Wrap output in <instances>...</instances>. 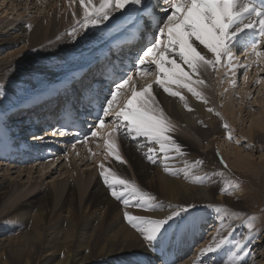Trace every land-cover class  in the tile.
<instances>
[{
    "label": "bare ground",
    "instance_id": "bare-ground-1",
    "mask_svg": "<svg viewBox=\"0 0 264 264\" xmlns=\"http://www.w3.org/2000/svg\"><path fill=\"white\" fill-rule=\"evenodd\" d=\"M10 1L11 0H0V13H1L0 15V47H7V46L18 47V49L14 53H15V56L17 55L21 57V54L28 55L30 51L33 49L38 50L39 49V45H37L38 40H39L38 44L40 43L42 44V42L46 40L45 37L48 35L50 27H53L55 29L57 28L60 18H58L55 15H51L47 22H41V21L39 22V20L36 18V20L32 22V24H29L30 28L27 26L28 20H25V19H22V20L20 19V23L19 22L17 23L16 21V22H13L11 24L4 26L3 25L5 21L3 20L4 15H10V14L17 15L18 14L16 12L17 8L15 5V2L12 3V6H10L9 5ZM72 1L74 3L73 6L70 7L69 10L65 12L62 17L65 23L69 20L75 21L73 18V13H75V17L77 19L82 18L80 14L83 13V9L80 3L77 4L75 0H72ZM51 2L52 1H49L48 5L46 6V9H49L50 6L51 7L53 6ZM68 2L70 3V1ZM93 2L98 4L99 0H93ZM28 4L29 6L32 5L31 3H28ZM70 5L72 4L70 3ZM119 15H121V13L117 12L115 13L114 16H119ZM17 17H20V15H17ZM11 25H12V28H9ZM6 28H8V31H6V33L2 32V30H5ZM12 30L14 31V33L10 32ZM110 37L111 35L108 34L107 37L105 38L104 42L106 43V45ZM30 39L32 40V42L29 45H27V42ZM35 41H37L36 44H35ZM63 42H64L63 40H60L58 42H52V47H59L61 46ZM83 43H84L83 39L78 38L77 36L78 48L81 47ZM95 49L96 48L93 47L88 53H85V58L83 57L84 61L73 63L67 68L70 75L67 77L66 81L61 86H66L72 80L78 79V76H79L78 73L80 72L81 68L89 67L94 64V62L96 61V59L98 58L100 54L99 51L92 53ZM261 49H264V43H261L260 47L257 50H261ZM27 50H28V53L26 52ZM243 52H241L240 55L239 54L236 55L238 56L237 61H239V59L243 61L245 58L247 57L249 58L250 54H252L250 51L248 52L243 51ZM260 53H263L264 55V52H262V50ZM263 55L257 56L255 63L252 61V63H254V67H256L257 73H259L260 71L264 72V68L263 70L259 69L262 67V66H259V62L262 63L261 65L264 66V56ZM32 58H33L32 60L27 61L28 64L26 62V64L28 65V68H31L30 71H32V69H34L36 65L44 66V64H42L41 62L40 56L36 55L35 57H32ZM21 59H23V57H21ZM25 59L27 60L26 57ZM19 61L20 59H18V61L17 59H15L11 62L15 69L17 68L16 65L17 64L19 65L18 63ZM29 63H32V64H29ZM7 66H9L8 63L3 64L0 62V69H5L7 68ZM22 66H25V65L22 64L20 67ZM241 66L242 65L239 64L238 68L239 67L241 68ZM184 67H185V70L188 71L187 67L186 66ZM14 68H12L13 72H14ZM209 70L210 69H208V71ZM22 71L20 72L22 73ZM36 71H38L37 74H40L41 72L40 67L39 69H36L35 72ZM22 74H23V77H25L24 73ZM51 74L53 75L52 72ZM15 75L18 76L20 74H15ZM259 75H264V73L259 74ZM7 77L8 78H5L4 80H0L1 81L0 82V92L4 94V98L0 99V123L6 122L8 123V126L9 124H16L17 127L18 126L21 127L20 125L23 124L24 117L23 118L21 117L15 120L11 119V117L15 116L16 113H18V109L19 110L23 109V111H26L28 108L24 109V107L23 108L21 107L23 105L25 106L27 101L24 102L23 100H26V99L24 97L22 98L21 95L17 96V93H15L16 94L15 97H12L11 91L13 89L11 91L9 89L6 91L5 86L8 84L13 86L16 80H18L19 82V80L22 77L20 78V77H14L10 75H8ZM193 78L203 79L205 81L203 85L205 86L208 84V79H207L205 72L202 73L201 76L193 77ZM39 80H40L39 78L32 75L31 78L29 77V80L27 79L25 80L23 78L20 81H22L23 84L29 85L32 88L31 92H34V96H37L39 94V92L37 91V88L41 87L39 86L40 84ZM26 87L22 86L21 88H24L27 90ZM152 87H154L153 89L157 97L155 99L157 100V102H159V104L165 110V113L167 114V116H170L171 121L179 128L185 129L187 130V132L191 133V135L196 139L197 144H199L200 148H203L204 150L197 152V147L195 146V144L188 142L187 141L188 139L186 137L185 138L187 140L184 138V136L182 138L179 135L169 132V135L177 143H179L182 146L183 154L170 152L168 154V158L165 159L164 154L161 153L159 150V146L157 149H155L153 148L152 145H150V143L147 140L143 138H139V139H132L130 137L125 138L121 134H118L121 146L123 147V152L125 156L124 161L125 162L127 161L130 167H132L134 171L133 174L137 176L139 181L142 182L143 186L145 183L147 185L149 184V186L152 187L153 189L151 190V192L155 194H158V193L162 194L161 197L159 196L157 197V203L161 204L159 201H164V203L170 205L169 207L171 211L178 210L186 205H195L196 209H200V207L202 206H213L214 204H220V205L237 204L235 208L248 209L251 206V204H250V200L248 199L245 188L238 190L236 199H234L232 195L226 194V192L225 194H220V190L224 188L225 184L228 183V180H227V177L224 175L226 169L224 168L222 163H220L219 158H217V155L215 154V148L219 145L220 141L223 142L225 145L228 144L229 146H233L234 149H232V147H229V148L230 150H233V155L236 158L235 160L236 169L247 172V173L256 171L254 172L255 175L262 174L264 172V159H263L264 154H262V161L260 162L259 165H256V166H254V164L250 162L248 156L245 154L246 149H248V151H253V150L264 151V97L261 96L262 99H260L259 102L257 100L258 104L263 106L262 110L259 108L258 113L260 115H258L257 113L254 114V117L256 118L252 119V123H251V127L249 131H247L246 134L243 133L244 135L243 137H248V140H249L247 144L248 146L247 145L242 146L240 143V140H241L240 136L238 137V135L236 134L234 130H229L230 129L229 127L225 129L224 127L225 121H223V117H221V114L219 113V111L215 107H213L215 104H211L213 103L211 100H208L206 99V97H204V100L207 101L205 103L204 100L197 99V97L193 96L192 93L186 90L184 92V95H182L185 98V101L187 102V107H186L185 103L181 101L179 97H173L170 95L168 96V94L165 95L164 93H161L159 90V87H157V84L154 83ZM261 90L258 93H260ZM55 91L56 90L51 89L48 92L40 96H37V98H34L32 99L31 102H29V106L31 107L37 102H43L44 99L46 101H50L51 95ZM20 92L22 93V91ZM247 95H248V92L244 95L245 99H243V101H245L248 98ZM41 97H46V98H41ZM121 101L122 99H120V102ZM122 102H124V100ZM209 107L213 108L214 111L208 113L207 108ZM250 108H253V107L250 106ZM23 111H21L20 113L22 114ZM232 111L233 113L235 112L234 109ZM226 112H227V108L225 110V113ZM216 113L220 114L218 118H217ZM111 118L112 117H107V119L105 120V124L109 122L110 120H112ZM43 124L48 125V124H51V122L45 121ZM4 125L0 124L2 128H4L3 127ZM26 127L27 129H29L27 132L25 130ZM30 128L31 127H28L27 124H25V126L23 124L22 127L19 128V130L16 129L18 130L16 131L17 136L19 135L18 137H21V138L28 136L31 133ZM40 129H43V126H41ZM99 129L100 127L96 128V130H99ZM6 132L9 133L10 129L6 130ZM100 132L102 131L100 130ZM104 132H107V134H110L111 133L110 128H108ZM4 134L5 132L3 131V140L2 142H0V160H4L3 158L4 156H6L8 158L6 161H9V159H11L10 162L12 163V162H15L13 159H15L17 156L11 153L12 152L11 150H8L7 145L9 144V140L5 139ZM229 134L231 136L230 139H229ZM100 135L103 137L102 141L106 142L105 147H106L107 154L104 155V159H109L111 156H113V155H110L108 152L107 145L109 141H111L114 144L115 150L119 153L120 156H122V150L121 149L119 150L118 146L116 145L115 136L113 133L111 136L108 135V137L104 136L103 132L100 133ZM43 136H45V134H43L42 137ZM34 137H37V135L32 137L33 138L32 141L41 140V139H36ZM95 138L93 136V139L91 138V140L94 141ZM29 139L30 138H26V140H29ZM48 139H49L48 137L44 139L42 138V140H44L45 142H47ZM29 143L30 142L25 143L24 141V147L20 148V150L22 151L24 150L23 153L21 152V155H23L22 158L24 159L26 155H29L30 157L28 159L35 158L32 160L39 161L40 157L42 156L44 161L48 160L47 164L44 165L45 169L44 170L41 169L39 171L35 170L34 168L33 169L31 168L25 171H21V169L18 171L15 169L14 171L17 174L15 178H11V177L7 178L4 176H0V201L9 194L8 191L10 190L12 186L20 185V182L25 179V176H27L28 181L26 182L25 185L27 184H30V185L26 189V192H25L26 194H23L17 199H15L13 204H11V207H9L10 210H12L13 208H15V210L16 209L22 210L20 214L21 219L19 222L23 223L24 226L26 225L25 226L26 228L29 224L32 223L33 225L31 228L35 231L36 236L39 235L37 231L42 226H43V229H41L42 231L46 230L49 233L55 232V234L61 236L62 231L65 229L64 227L66 228L70 227V223H69L70 219L74 220L75 213L77 212H75L72 208H70L66 215H62L61 223L55 226H51L48 223L49 222L48 221L49 219L48 209L51 207L50 205H52L54 201L58 203L59 199L65 194L66 196H65V199L63 200V203L60 201V203H62L61 205L64 208L69 207V204L73 203L76 200L78 193L82 201V198H84L87 192L86 190H88V188H90V186L92 185L89 183L87 184V187H86L87 176L84 175L83 173H85L86 171V174H87L88 170L93 169L92 168V166L94 165L93 161L96 160L94 159V155L96 152V148L99 145L98 140L97 141L95 140V143L89 146V148L87 145L88 143L87 144L84 143V146L89 149V150L85 149V153L80 152V149H82L81 145H75L74 148L72 147L66 148L65 150H69L67 154L68 155L67 158L59 154H56L55 156L51 157L49 154L50 152H48V150L52 146V144H48V142L46 144L38 143L35 145V148H30L32 145L30 146ZM32 143H35V142H32ZM150 148L154 149V152L149 153ZM39 149L40 150L44 149L43 151L41 150L43 153L41 152L38 153ZM74 149L76 151L75 153H77L76 157L79 158V160L77 161L78 162L85 161V165L83 166H86V170L81 171L82 173L76 172L71 177H69V175L65 176L64 179H60L58 181L57 179H55V177L53 179L51 176L54 175V173L57 171L59 167H62L65 159H67V162L71 163V166L68 167V169L63 167V169L59 171V174H60L59 176L62 177L65 174L64 171L68 173L73 170L74 162H72L73 161L72 156L74 154L72 153L70 154V152ZM149 154L153 156L159 155V154L161 155L159 157V159L161 160V163L157 169H154L153 164L145 158L146 155H149ZM34 155H37V157H33ZM199 155H203L205 160L203 161V158H200ZM114 161H117V160H114ZM31 163H34V162H31ZM117 163L118 164L114 166V169L118 173H121L124 176H128L125 165L121 163L120 161H117ZM204 163L206 164V166H204ZM207 163L209 164V166H207ZM102 164L105 165V161L101 159V163L98 164L97 162V165H95L96 173L94 176L97 179V182L90 190L91 192L88 194V198L85 201V205L89 209V212H91V217L89 218L90 223L88 226L94 230L92 232L95 235L94 240L92 242V249H94L93 250L94 252L91 249V245L89 247L84 248V247H81L77 243V241H74L71 244V246L67 248L68 255L63 256L61 261H57L56 264H89V263L104 264L105 262L113 258L114 256L129 257V255L137 251L149 252L145 249L144 244H142L143 240L140 234L134 231L133 229H131L129 226L127 227L128 223L125 219L124 213L127 212L134 216H145V217L152 218V219H156L159 216H162V219H163L168 215L166 212L161 213V211L151 212V211H147L144 209L139 210L137 209V207H134V208H130L131 206L125 207L121 204L120 201L115 200L110 195L109 190L106 188V186L102 182L101 170H100L101 168L100 166ZM75 165L77 166L76 162H75ZM10 169L12 168H6V172H10ZM35 175H38V176H35ZM71 178H75V182L77 183V185L79 186L85 185L83 187V191H80V192L77 191L75 184L71 180ZM51 179H52V182L51 183L49 182L47 185H45L46 181L51 180ZM62 186H64V191L62 190L64 193L60 191V189L63 188ZM176 187H177V190H175ZM193 187L196 188L197 195H195L196 192L192 190ZM172 196H174L173 198L177 199V202H171ZM33 210H35L34 213H33ZM24 221L26 222V224ZM228 222L229 221L227 219L226 221H223V225L221 226L220 229H218L220 230V233L219 234L216 233L218 235L217 236L215 235V237H213L214 239H212L211 241L207 240L206 242L203 243V245H207L208 247L210 244H213L214 240L218 241L221 238L227 237L229 240L227 244L222 246L220 250L214 253H208V254H202V250L206 248L204 247L201 250V252L197 253L198 251H195L194 255L190 257L189 259H187V262L181 263V264H229L230 259L234 258L233 253L241 256L240 250L236 248L235 244L232 243V240L235 238H238V240H242L247 245V249H248L251 239L249 240L248 238H245V236H243L241 233V229H239L238 226H234V224L230 223L231 220L229 224ZM6 228H8L6 227V225H4L3 223H0V232H5V230L8 231V229ZM188 231L190 232V229ZM207 233L210 234L208 231ZM101 236H103V238H100ZM68 238L70 239V236H67L65 239H62V241L64 240L68 241L69 240ZM72 240H77V239L72 238ZM44 241H45L44 244L46 245V250L52 249L54 251L44 252L39 262H42L44 260L49 262L53 258L55 259L58 258L59 256L56 257V255L59 253L58 246L55 249L54 248L55 246H51V245H55V243H59V241L61 240L58 238L56 239L50 238L47 240L45 239ZM25 243L28 244L27 239H21V237H18V238L12 237L11 239L9 237L8 238L1 237L0 238V250L2 251L4 250L5 252L7 250H13V247H18L17 249L18 251L19 248L23 247L24 246L23 244ZM178 246L176 247L179 248ZM65 249L66 247L62 248L61 250H65ZM25 251L23 252L24 254L21 253L22 255L20 256L21 258L26 259L28 251L27 250ZM179 251L183 252V249H178V252L177 251L176 252L179 254ZM12 252H15V251H12ZM159 253L160 251L158 252V257H159ZM161 257L166 258L167 256L166 254H164L163 256L161 254ZM239 259L241 258L239 257ZM165 260H169V259H165ZM48 264H51V262H49Z\"/></svg>",
    "mask_w": 264,
    "mask_h": 264
},
{
    "label": "rangeland",
    "instance_id": "rangeland-1",
    "mask_svg": "<svg viewBox=\"0 0 264 264\" xmlns=\"http://www.w3.org/2000/svg\"><path fill=\"white\" fill-rule=\"evenodd\" d=\"M49 1H52L51 4H53V6L52 7L50 6L49 9H46V6L48 5ZM68 1H70V3L72 5H70V3ZM75 1L77 4L80 3V0H75ZM14 2L16 5V8H17V10H16V12L18 13L17 15H20V17H17V15H14V14L4 15V19H3V20H5L3 23L4 26L11 24L13 22H16V21H17V23L18 22L20 23V19L21 20L22 19L28 20L27 26H29V24H32V22H34L36 20V18L39 20V22L40 21L41 22H47L51 15L57 16L58 18H60V21H59V24L57 25L56 29L53 27H50L48 35L45 37L46 40H44L42 42V44L41 43L38 44L39 40H38V42L35 41V44L37 42V45H39L38 50L33 49L30 51V53L28 55L27 54H25V55L21 54V57H23V59H21L20 56H17V55L15 56L14 52L18 49V47H15V46H13V47L12 46L0 47V62L3 64H7V63L9 64V66H7V68L0 69V80H4L5 78H8L7 77L8 75L14 76V77H20V78L22 77L21 79L24 78L25 80L26 79L29 80V77L31 78L33 75V76L40 79L39 80V82H40L39 86H41V87L37 88V91L39 92V94L37 96H40V95L48 92L51 89L55 90V88H54L55 84H58L60 86L63 85V83L66 81L67 77L70 75L67 68L73 63H76L79 61L80 62L84 61L85 53H88L94 46H96V48H98V49L103 47V46H101V44H102V42L105 41V39L102 42H97L91 48L92 44L96 41L94 38H96L97 34H98V36H104V34L107 32V30H109V29H107V25L104 26L105 30H100L99 33L97 31V34H93L96 32V30H97L96 28H89L87 31L80 32L76 36H72V35L68 34L73 29V27L75 25V21L69 20L65 23V21H63L62 17H63V14L65 12H67L70 7L73 6L74 3L72 0H66V1L65 0H48V1L47 0H11L9 2V5L12 6V3H14ZM28 3H31L32 5L29 6ZM32 8H34V9H32ZM0 15H1V13H0ZM80 16H82V13L80 14ZM113 19H115V16H113ZM9 28H12V25ZM113 29H116V28H113ZM6 31H8V28H6L5 30H2V32H4V33H6ZM10 32L14 33L13 30ZM77 36H78V38H81L84 41V43L79 48L77 46ZM60 40L64 41L61 44V46L52 47V42H58ZM31 42H32V40L30 39L27 42V45H29ZM105 50L106 49L99 51V52L101 53ZM261 50H262V52H264V49H261ZM261 50H257V52H261ZM26 52L28 53V50ZM36 55L40 56L41 62H42V64H44V66L43 65H39V66L36 65V67H34V69H32V71H30L31 68H28V65H27L28 62L27 61L32 60L33 59L32 57H35ZM236 55L237 54H235V51H234L233 52L234 59L232 62L233 63L232 68H229L226 62H222V65L217 70H213L210 68L209 71L207 70L205 72L207 79H208V84L206 86L205 85H194V86L196 87L197 91L201 92L203 97H206V99L211 100L213 102L211 104L216 105V106L214 105L213 107H215L219 111V113L221 114V117H223V121H225V124H227L228 127L230 128L229 130H234L236 132V134L238 135V137L240 136L241 145L246 146L248 144L249 140H248V137H243L244 136L243 133L246 134L247 131H249V129L251 127L252 119L256 118V117H254V114L257 113L258 115H260L258 113L259 108L262 110V107H263L262 105H259L258 102L260 99H262V97H264L263 96L264 95V75H259V74H263L264 72L260 71L261 73L260 72L257 73L256 67H254V63L256 62V57H257L255 54H250L249 58H251V59H249L247 57L243 61H241V59H239V61H237L238 56H236ZM261 55H263V53H261ZM16 57H18V58H16ZM25 57L27 58V60L25 59ZM15 59H17V61H18V59H20V61L18 62L19 65L18 64L16 65V67H17L16 69L14 68V66L11 63ZM252 61L254 63H252ZM26 62H27V64H26ZM22 64L25 66L20 67ZM29 64H32V63H29ZM239 64L242 65L241 68L240 67L238 68ZM261 64L262 63L259 62V66H262V67L261 68L258 67V68L263 70L264 66ZM39 67L41 70V72H40L41 75L37 74L38 71L35 72V70L39 69ZM12 68H14V72L17 70L16 71L17 73L15 72V74H20V75L16 76L14 74ZM20 68H21V70H20ZM26 69H27V71H26ZM233 70L235 71L234 75H233ZM20 71H22V73H24L25 77H23V74ZM51 72L53 73V75L51 74ZM27 75H28V77H27ZM156 79H157V76L155 74H153V76H151V77L145 78L143 81L138 83V85L136 84V86L138 88L136 91H141L143 88L147 87L148 85L153 86V84L156 83ZM193 79L195 80V78H193ZM20 80H19V82L22 85L18 82V80H16V82H15L16 84L14 83L13 86L10 84L6 85L5 90L7 91L9 89L11 91L13 89L11 91L12 97H15L16 96L15 93H17V96L21 95L22 98L24 97L26 99V100H23L24 102L29 101V100H30L29 102H31L32 99L37 98V96H34V92H31L32 88L27 84H23L22 81H24V80H22V81H20ZM19 84H20V86H19ZM132 84L134 85V81ZM22 86H24V87L27 86L26 87L27 90L24 88H21ZM157 87H159V90L161 93H164L165 95H167V93H165L164 90L158 84H157ZM169 87H170L171 91H178V92H180L181 95H184V92L187 90L185 88H181V87H178L176 85H169ZM128 88H129L127 91L128 95H126V97L129 96V98H130L132 93H133V90H135V89L130 88V87H128ZM153 88L154 87H152V95L154 96V98H157ZM19 89H21V90H19ZM261 89H263V90H261ZM260 90H261V92L258 93ZM20 91H22V93ZM247 92H248V95H247L248 101H247V99L245 101H243V99H245L244 95ZM239 93L241 94V96ZM41 98H46V97H41ZM241 98H242V100H241ZM257 100H258V102H257ZM122 101L120 103L124 104V102H122ZM250 106H252L253 108H250ZM226 108H227V112L225 113ZM233 109L235 112L236 111L237 112L233 113V111H232ZM161 110H162L163 116L166 118L167 122H169L171 125L170 133L179 135L182 138H183V136H184V138L186 137L188 140L186 138L185 139L188 142L195 144V146L197 147V152L204 150L203 148H200L199 144H197L196 139L191 135V133L187 132V130H185V129L179 128L178 126H176L171 121L170 116H167V114L165 113V110L162 108V106L159 104V102H157V100L155 99V101L153 103V111L159 115ZM217 118H218V116H217ZM11 119L15 120L13 116L11 117ZM0 124H3V125L5 124L3 126L4 127L3 131L5 132V134H4L5 139L9 140V144L7 145L9 150L11 148H14L15 145L24 146L23 142L26 139V137L25 138H21V137L19 138L18 137L19 135L17 136V134H16V131H18L20 128L19 126L17 127L16 124H9V126H8V123H6V122H3V123L1 122ZM110 124L111 123H109V125ZM20 126L22 127V125H20ZM114 127H115V125L111 124L110 127H107V129L110 128V132L113 133ZM9 129H10V132L9 133L6 132V130H9ZM16 129H18V130H16ZM107 129L105 127H102L99 130H96L95 132H98V135L94 136V138L96 137L94 139V141L89 139L87 142L88 144L85 142L88 145V148H89V146H91L92 144L95 143V140L96 141L98 140L99 145L97 146L96 152L94 155V159H96V160L93 161L94 162V165L92 166L93 169L88 170L87 174H86V171H85V173H83L84 175L87 176L86 187H87V184H89V183L92 185L90 186V188H88V190H86L87 192H86L84 198H82V201H81V197L78 193L76 200L73 203H70L69 207L64 208L61 204L63 203V200L65 199V196H66V194H65L59 199L58 203L56 201H54V203L52 205H50L51 207L48 209V213H49V219H48L49 222L48 223L51 226H55V225L61 223L62 222L61 221L62 215H66L70 208H72L75 212H77V213H75L74 220L70 219V222H69L70 227H68V228L64 227L65 229L63 228L64 230L62 231L61 236L55 234V232L49 233L46 230L42 231L41 229H43V226L37 231L39 233V235L36 236L35 231L31 228L33 225L32 223L29 224L26 228L25 227L26 225L24 226L23 223L19 222L21 219L20 214H21L22 210H17V209L15 210V208L10 210L9 207H11V204H13L14 200L17 199L18 197H20L21 195L26 194L25 193L26 189L30 185V184L25 185L26 182L28 181L27 176H25V179L20 182V185H15V186H12L10 188V190L8 191L9 194L7 196H5L4 199H2L0 201V223H3L4 225H6V227H8V228H6V229H8V231L5 230V232H0V236L3 238L9 237L10 239L12 237L13 238L21 237V239H27L28 244L27 243H25V244H27L28 246L23 244L24 246L19 248L18 251H17L18 247H13V250H7L5 252H4V250L3 251L0 250V264H48L49 262H51V264H56L57 261H61L63 256L68 255L67 248L69 246H71V244L74 241H77V243L81 247H84V248L89 247L91 245V249H92V242L94 240L95 235L92 233L94 230L88 226L90 223L89 218L91 217V212H89V209L85 205V201L88 198V194L91 192L90 190L92 189V187L97 182V179L94 176L96 173V169H95L96 166L95 165H97V162H98V164H100L101 159L103 161H105V165L102 164V165H104L103 170L111 169V170H113L114 174H118V176H120L122 178H127V179L133 181L135 183V185L139 189H141L142 191L148 192V193L154 195L156 198L158 196L161 197L162 194H160V193L155 194V193L151 192V190H153V189H152V187L149 186V184L147 185L145 183L143 186L142 182H140L139 179L137 178V176L133 174L134 171H133L132 167H130L129 163L127 161L126 162L124 161L125 156H124V152H123V147L121 146L119 136L117 133H113V134L115 136L116 145L118 146L119 150L120 149L122 150V156H120V157H121V160L123 162H121V163H123L125 165L129 177L124 176L121 173H118L114 169V166L116 164H118L117 161H114V160H116L114 156H111L109 159H104V155L107 154L106 147H105L106 142L102 141L103 137L100 135V133L103 132L104 136L108 137L109 134H107V132H104ZM25 130L27 132L29 129L25 128ZM100 130L102 132H100ZM242 131H244V132H242ZM30 137L31 136L29 134L27 138H30ZM32 139L30 140V142L36 143L38 141V140L32 141ZM92 139H93V137H92ZM189 140H191V141H189ZM150 145H152L153 148H155V149L158 148V145H154V144H150ZM83 146L84 145L81 146L82 149H80V152L85 153V149H87V150H89V149L86 148L85 146L84 147ZM229 147H232V149H234L233 146H229L228 144L225 145L223 142L220 141L219 145L215 148V154L217 155V158L223 157L224 164L227 165L226 168L224 167L226 169L224 175L227 177V180H228L227 184H231L232 187L226 191V194H230L233 196L234 199H236L238 190L245 188L248 199L250 200L251 206L248 209H246V208L242 209V208H235V206L237 204H233V205H230V204L229 205L214 204L215 206L214 205L213 206H202V207H200V209H197V216H196V220H195L194 225L186 226V227L178 230V232H174L171 235L170 240L164 245L166 256L171 258V261L174 262V264H181V263L187 262V259L192 257L194 255L195 251H198L197 253H199V252H201V250L204 247H207V245H203V243L206 242L207 240L211 241L212 239H214L213 237H215V235L217 236L220 233V230H218V229L221 228V226L223 225V221H226V219L229 222L231 220L230 223L234 224V226H238L239 229H241V233L243 236H245V238H248L249 240L251 239L250 240L251 242H250L249 247H248V251L250 252V256H248V257H245L243 255L239 256L241 258L240 264H264V172L262 174L255 175L254 172H256V171L247 173V172L240 171V170L236 169L235 168L236 158L233 155V150H230ZM41 150L43 151L44 149H41ZM41 150L39 149L38 153H40V152L43 153ZM68 151L69 150H65V153L62 154V156L67 158ZM75 152H76L75 149L70 152V154L71 153L74 154L72 156V158H73L72 162H74L73 170L68 172V173H66V171H64L65 174L62 177L59 176L60 175L59 171L62 170L63 167L68 169V167L71 166V163L67 162V159H65L62 167H59L57 169V171L54 173V175L51 176L53 179L55 177V179H57V181H58L60 179H64L65 176L69 175V177H71L76 172H81L83 170H86V166H83V165H85V161L84 162H78L77 160H79V158L76 157L77 153H75ZM218 154H219V156H218ZM245 154L248 156L250 162L253 163L254 166H256V165H259L260 162L262 161V154H264V151H262V150L261 151L260 150L248 151V149H246ZM38 156H39V154H38ZM160 156H161L160 154L154 156V158L156 159V163H152L154 169H157L161 163V160L159 159ZM199 156H200V158H203V161L205 160L203 155H199ZM157 157H158V159H157ZM263 159H264V156H263ZM6 160H7L6 158L4 160H0L1 161L0 162V176H4L7 178H9V177L15 178L17 176V174L14 171L15 169L18 171L20 169H21V171H25V170H28L31 168L32 169L34 168L35 170H38V171L41 169L44 170L45 169L44 165L47 164V162H48V160L44 161V159H41V160H39V162H34V163L30 162V163H28V165L20 166V164H18L15 160H14L15 162H12V163L10 161H6ZM75 162H76L77 166L75 165ZM90 163H92V162H90ZM224 164H222V165L224 166ZM204 166H206L205 163H204ZM207 166H209L208 163H207ZM6 168H12L13 170L10 169V172H6ZM100 170L102 171L101 168H100ZM35 176H38V175H35ZM41 180H43V179H41ZM71 180L74 182L75 187H76L78 192L83 191V187L85 185H83V186L77 185V183L75 182V178H71ZM49 182L51 183L52 179L46 181L45 185H47ZM237 185H239V186L237 187ZM50 186H52V185H50ZM62 187H61L62 189H60V191L62 193H64L63 192L64 186H62ZM175 190H177V187ZM192 190L194 192H196L195 195H197L196 188L193 187ZM174 196L171 197L172 198L171 202H177V199L173 198ZM60 201L62 203H60ZM159 202L163 205L166 204V203H164V201H159ZM165 206H167L166 210H162L161 213L166 212L169 215L171 212V209L169 207L170 205L166 204ZM134 207H137V209L142 210V208H140L138 206H131L130 208H134ZM34 212H35V210H33V213ZM151 212H155V211H151ZM102 214H104V213H102ZM160 218L162 219V216H159L156 219H160ZM249 220H252L253 225H254V227L251 231H249V229L246 226L247 222ZM229 222H228V224H229ZM25 224H26V222H25ZM128 226L131 229H133L129 224L127 225V227ZM229 228H230V226H229ZM189 229H190V232L188 231ZM2 231H4V230H2ZM207 231L210 234H208ZM216 233H218V234H216ZM67 236H70V239L68 238L69 239L68 241H66V240L62 241V239H65ZM50 238L51 239L58 238L61 240V241H59V243H55V245H51L49 243L51 246H55L54 247L55 249L58 246L59 253L56 255V257L57 256H59V257L56 259L53 258L49 262L46 260L39 262L42 254L44 252H46V251L53 252L54 251L52 249L46 250V245L44 244L45 243L44 240L45 239L47 240ZM72 238H76L77 240H72ZM100 238H103V236H101ZM237 240H238V238L233 239L232 243L236 244ZM97 241H99V240H97ZM142 244H144L145 249L149 252L137 251V252L129 255V257L114 256L113 258H111L110 260L105 262L104 264H161V261L164 260L163 257H161V252L159 253V257H158L159 251L149 250L143 241H142ZM178 245H180V246H178ZM176 246H178L179 248H177ZM65 247H66L65 250H61L62 248H65ZM186 248H187V250H186ZM178 249H183L184 253L182 251H179V254H178L177 253ZM25 250L28 251L26 259L20 257V256H22L21 253L24 254L23 252ZM93 250L94 249H92V251ZM188 250H189V252H188ZM12 251H15V252H12ZM85 251H87V250H85ZM180 255H182V256H180ZM87 263H89V262H87ZM89 264H91V263H89Z\"/></svg>",
    "mask_w": 264,
    "mask_h": 264
},
{
    "label": "snow or ice",
    "instance_id": "snow-or-ice-1",
    "mask_svg": "<svg viewBox=\"0 0 264 264\" xmlns=\"http://www.w3.org/2000/svg\"><path fill=\"white\" fill-rule=\"evenodd\" d=\"M80 5L83 9L82 18L77 19L73 13L75 25L68 33L72 36L89 28L105 30L106 24L108 29L119 28L127 21H134L139 27L142 20H147L152 26L151 35L145 32V43L132 69L113 81L103 99L93 98V119L102 128L105 126V118L112 117L109 123L115 125L113 133L121 134L125 138H143L150 144L158 145L165 159L170 152L183 154L182 146L169 135L171 125L163 116L162 110L159 115L153 111L155 98L152 95V86L148 85L141 91L133 90L124 107L120 108L117 104V97L123 94V90L132 80V73L135 72L141 78L146 73L155 74L156 83L164 92L179 97L187 107L185 98L180 92L171 91L169 85L185 88L197 99L204 100L194 85H203L205 81L194 80L193 77L201 76L210 68L217 70L222 62L232 68L233 52L237 47L259 56L261 53L257 52V49L264 43V0H99L98 4L93 0H80ZM157 9L167 15L157 16ZM117 12L121 15L113 19ZM108 21L111 23H107ZM28 27L30 28V25ZM245 33L252 34L253 42L245 40L238 44V38ZM3 98L4 94L0 92V99ZM207 111L213 112L214 109L209 107ZM224 127L227 129L228 125L224 124ZM58 132L72 134L73 129L66 122ZM52 134H57V131ZM75 134L79 136V131ZM91 135L97 136L98 132H92ZM2 140L3 128L0 127V142ZM107 147L110 155L123 162L111 141ZM152 152L154 149L150 148L149 153ZM145 158L151 163H156L151 154ZM219 160L224 164L223 157H219ZM100 167L103 184L110 195L123 206H138L148 211L166 210L167 206L157 203L154 195L142 191L133 181L114 174L111 169L103 170L104 165ZM224 167L227 165L224 164ZM231 187V184H225L220 194H225ZM124 216L127 223L140 234L148 249L160 251L163 256L164 245L171 235L186 226L194 225L197 209L195 205H186L171 211L163 219L134 216L127 212ZM246 226L251 231L254 227L252 220H249ZM228 242L227 237L214 240L213 244L202 250V254L214 253ZM235 246L240 250V255L250 256L247 245L242 240H237ZM233 257L229 264H240L239 255L233 253ZM161 264L174 262L162 260Z\"/></svg>",
    "mask_w": 264,
    "mask_h": 264
}]
</instances>
